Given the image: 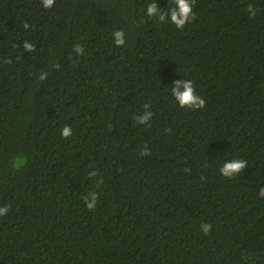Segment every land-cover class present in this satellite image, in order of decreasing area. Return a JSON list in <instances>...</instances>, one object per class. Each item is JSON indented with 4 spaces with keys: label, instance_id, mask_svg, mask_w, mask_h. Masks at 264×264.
Returning a JSON list of instances; mask_svg holds the SVG:
<instances>
[{
    "label": "trees",
    "instance_id": "trees-1",
    "mask_svg": "<svg viewBox=\"0 0 264 264\" xmlns=\"http://www.w3.org/2000/svg\"><path fill=\"white\" fill-rule=\"evenodd\" d=\"M149 2L0 0V264H264V0Z\"/></svg>",
    "mask_w": 264,
    "mask_h": 264
},
{
    "label": "clouds",
    "instance_id": "clouds-1",
    "mask_svg": "<svg viewBox=\"0 0 264 264\" xmlns=\"http://www.w3.org/2000/svg\"><path fill=\"white\" fill-rule=\"evenodd\" d=\"M55 3V0H42V5L45 9H51ZM248 11L251 15H255V10L251 5L248 7ZM144 14L149 18H157L160 22L171 21L175 24L177 28H183L184 25L189 22L194 17L192 0H174V5L170 7L167 11L162 10L159 5L158 0H150L147 3ZM27 27V25H25ZM113 42L116 46H122L125 44V32L121 30H114L112 32ZM23 47L26 50H32L33 45L25 41ZM75 50L77 53L83 54L84 49L80 44L75 45ZM172 96L178 101L181 108L197 109L202 108L205 105V99L196 94L194 83L191 80H175L174 86L171 87ZM147 108V105H145ZM151 112L146 111L143 115H138L135 117L136 121L143 123L151 117ZM61 135L63 137H69L72 135V129L70 126H65L61 130ZM25 163V158L23 156H17L13 159V167L19 168ZM247 161L243 159L233 158L226 159L223 164L219 167V172L224 176L231 178L236 174L240 173L245 166ZM95 175V173H93ZM259 196L264 197V187L259 189ZM98 201V195L95 191H91L84 197V203L86 207L91 210L94 209ZM8 212L7 206L0 207V216L5 215ZM210 224H202L201 230L204 233H208L211 229Z\"/></svg>",
    "mask_w": 264,
    "mask_h": 264
}]
</instances>
